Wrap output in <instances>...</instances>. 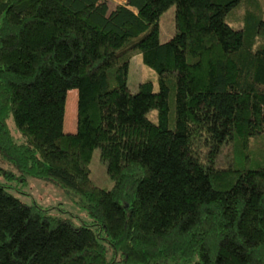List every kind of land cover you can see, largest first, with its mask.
<instances>
[{"label":"trees","instance_id":"1","mask_svg":"<svg viewBox=\"0 0 264 264\" xmlns=\"http://www.w3.org/2000/svg\"><path fill=\"white\" fill-rule=\"evenodd\" d=\"M137 53L158 86L132 92ZM97 147L111 188L91 178ZM262 150L259 0H0V156L81 193L91 216L0 182V264H264V165L246 163Z\"/></svg>","mask_w":264,"mask_h":264},{"label":"rangeland","instance_id":"2","mask_svg":"<svg viewBox=\"0 0 264 264\" xmlns=\"http://www.w3.org/2000/svg\"><path fill=\"white\" fill-rule=\"evenodd\" d=\"M111 1L112 5H115L122 0ZM252 1L255 2V0ZM259 2L264 5V0H259ZM175 12L176 5L172 4L160 17V39L162 41L171 38L176 31ZM238 13L240 15L242 10ZM158 76V71L154 67L146 64L140 53L132 57L128 72V86L132 92H136L139 88V83L147 78L154 80L156 86H158ZM77 104L78 90L72 88L67 94L66 102L64 128L67 131H75L77 129ZM9 121L13 129H15L16 126L13 119L10 118ZM251 146L253 149L255 148L254 143H252ZM230 155L231 152L226 148L221 154L218 164L226 165L227 162L231 160ZM246 163L248 166H253L257 163L264 165V150L258 153L257 159H253L251 155V160H247ZM90 165L92 169L91 178L95 183L105 188H111L114 185V179L108 173L107 165L101 158L99 147L95 148ZM12 173L16 176H13ZM0 182L9 184L12 190L23 200L29 202L37 201L44 207L49 208V212L52 214H62L71 217L75 224L91 221L86 201L81 193L68 187H63L54 178H43L34 175L23 176L20 170L11 163L5 161L1 156Z\"/></svg>","mask_w":264,"mask_h":264}]
</instances>
